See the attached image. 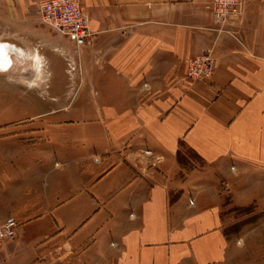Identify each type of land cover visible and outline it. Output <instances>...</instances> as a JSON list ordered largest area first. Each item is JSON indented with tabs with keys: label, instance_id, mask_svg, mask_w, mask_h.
I'll return each instance as SVG.
<instances>
[{
	"label": "crops",
	"instance_id": "crops-1",
	"mask_svg": "<svg viewBox=\"0 0 264 264\" xmlns=\"http://www.w3.org/2000/svg\"><path fill=\"white\" fill-rule=\"evenodd\" d=\"M42 1L0 0V27L54 43L83 102L0 119V221L19 223L0 264H264L261 230L225 228L240 205L264 217V0H242L235 36L212 0H79L80 48L48 38ZM208 49L214 74L188 79Z\"/></svg>",
	"mask_w": 264,
	"mask_h": 264
},
{
	"label": "rangeland",
	"instance_id": "rangeland-1",
	"mask_svg": "<svg viewBox=\"0 0 264 264\" xmlns=\"http://www.w3.org/2000/svg\"><path fill=\"white\" fill-rule=\"evenodd\" d=\"M42 23L44 22L42 21ZM7 29L6 26L0 27V41L15 44L19 48L22 47L25 54L22 56L14 54L13 67L6 72L0 71V119L33 118L54 107L59 99H62L63 103H70L71 108L79 106L83 102L81 97L82 91L80 92L81 94L79 92L75 93L77 83H75V80H72L73 77H69L72 76V73H70L72 68L69 65L70 62L66 65L68 69L66 73L68 75H65L60 73L62 71L59 69V66H56L58 61L56 63L55 58H50V55L54 57L58 54L56 53L54 43L51 45L48 43L40 45L34 38L32 41L23 43L22 40L17 41L14 36L9 35L12 33H9ZM46 29H49L48 38L50 40L53 39L52 35L55 38L59 36L48 24ZM12 40L15 42H12ZM35 54L37 55L36 58H34ZM58 56L63 58L60 52ZM36 66L42 68L37 73L34 70ZM60 77L65 79L64 84L67 85L66 91L56 90L57 82L62 81ZM56 95L58 97L53 99L52 96L55 97ZM59 95L63 96L59 98ZM195 162L197 161L195 160ZM195 162L191 161L192 166L195 165ZM202 165H206V163H202ZM232 169L234 168L232 167ZM222 185L227 195L229 187L225 184ZM226 198L229 201V197L227 196ZM262 214V209H259L257 205H240V207L233 208L225 214V228L229 232L233 230L240 231L241 238L247 237L243 233H249L250 227H256L257 230H261L257 231L261 232V234L251 236L252 241L257 245V250L262 253L261 251L264 246V234H262L264 230V217H262Z\"/></svg>",
	"mask_w": 264,
	"mask_h": 264
},
{
	"label": "built area",
	"instance_id": "built-area-1",
	"mask_svg": "<svg viewBox=\"0 0 264 264\" xmlns=\"http://www.w3.org/2000/svg\"><path fill=\"white\" fill-rule=\"evenodd\" d=\"M216 30L221 34L235 36L226 26L235 16L242 14V0H212ZM41 20L59 36L72 41L77 48L90 43L94 32L90 28L89 16L79 0H43L40 3ZM216 58L212 50H204L187 61V78H210L214 74ZM148 154L151 152L147 151ZM18 221L14 216L0 221V242L14 240L17 236Z\"/></svg>",
	"mask_w": 264,
	"mask_h": 264
},
{
	"label": "bare ground",
	"instance_id": "bare-ground-1",
	"mask_svg": "<svg viewBox=\"0 0 264 264\" xmlns=\"http://www.w3.org/2000/svg\"><path fill=\"white\" fill-rule=\"evenodd\" d=\"M14 54L17 56L23 55L18 46L7 44L6 42H0V71L6 72L13 67L15 60L13 56Z\"/></svg>",
	"mask_w": 264,
	"mask_h": 264
}]
</instances>
